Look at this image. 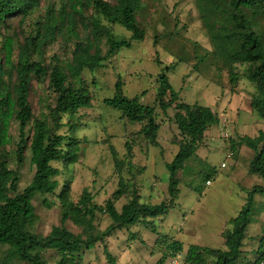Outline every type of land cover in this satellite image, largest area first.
<instances>
[{
    "label": "trees",
    "instance_id": "16d2710c",
    "mask_svg": "<svg viewBox=\"0 0 264 264\" xmlns=\"http://www.w3.org/2000/svg\"><path fill=\"white\" fill-rule=\"evenodd\" d=\"M196 3L204 13L202 20L212 43L205 57L210 56L215 69L220 73L225 71L232 84L245 77L254 85L249 99L250 112L264 123V30L261 27L264 0H196ZM87 5L92 13L85 16L82 12ZM141 5L142 0H68L67 5L59 8L47 5L33 33L16 45L15 37L2 30H7L9 18L25 20L39 8L40 0H0V246L7 247L0 250V264H9L11 251L22 264H48L43 256L47 251L58 255L54 264H85L86 252L97 243L103 245L107 261L115 264L106 238L135 224H143L157 234L155 243L162 254L156 264H165L167 259L180 254L185 264H264V235L252 250V259L247 258L249 254L244 249L246 230L254 214V195L264 196V128L253 137L240 138V142L254 152L248 173L257 175L261 182L249 191L241 210L227 220L220 234L221 247L191 243L184 250L180 240L157 231L155 221H162L176 204L187 163L196 159L203 164L197 150L203 146L207 130L221 120L209 106L182 101L165 71L158 73L154 80L152 104L143 103L141 94L128 96L125 78L119 74L112 95L102 99L105 106L119 111L122 119L140 124L137 132L124 134L123 155L109 145L118 182L104 203L94 202V195L88 189L74 201L69 180L56 191L61 174L56 164H74L81 152L80 141L75 136L78 124L74 119L79 109L91 106L93 98L84 71L95 72L122 48H130L133 42L144 39L145 30L137 20ZM77 15L86 31L84 37L76 29ZM116 25L129 32V36L116 34ZM63 31L74 40L71 59L62 63L57 56H52L46 63L42 59L44 46ZM102 43L107 47L104 52ZM46 78L53 106L48 104L35 115L29 100L32 80L42 82ZM161 116L175 126L177 135L173 140L178 149L164 164L168 170L167 196L153 203L144 201L133 176L127 180L122 173L124 168L130 171L134 166L135 136L147 147L159 146ZM258 117L256 120H260ZM13 122L18 129L16 141L10 132ZM66 126L68 132L61 133ZM9 146H13L12 151ZM230 149L235 150L233 140ZM26 151L30 153L34 173L20 191L19 173L10 164H21ZM204 170L195 178L203 177L206 183L215 171L206 167ZM187 186L198 191L201 188L192 183ZM37 193L55 197L57 202L46 198L43 202L47 206L57 203L61 212L60 225L52 226L46 235L34 230L38 216L32 201ZM123 198L124 202L117 207ZM99 214L109 218L104 229L95 224ZM67 220L79 226L81 232L69 231L64 225Z\"/></svg>",
    "mask_w": 264,
    "mask_h": 264
},
{
    "label": "rangeland",
    "instance_id": "374dc122",
    "mask_svg": "<svg viewBox=\"0 0 264 264\" xmlns=\"http://www.w3.org/2000/svg\"><path fill=\"white\" fill-rule=\"evenodd\" d=\"M67 3L68 0H40L39 8L25 20L9 18L7 30L3 29L2 32L13 35L17 45L23 37L33 33L35 23L41 21L47 5L59 8ZM91 13V7H84L83 15ZM203 14L197 8L196 0H142L137 20L145 30L144 39L133 42L130 48H122L95 72L84 71L83 76L93 98L91 106L79 109L74 119V123L78 124L75 136L80 141L81 152L74 164H56L61 171L57 192L63 182L69 180L74 201L78 200L84 189H88L94 195V202L103 204L118 182L109 145L112 144L123 155L124 134L137 132L140 124H130L122 119L119 111L105 106L102 99L112 95L113 84L119 74L125 78L128 96L141 94L143 103L152 104L156 88L154 80L158 73L165 71L182 101L209 106L221 119L220 124L207 130L203 146L197 150L204 165L196 159L187 163L175 206L169 209L164 220L155 221L157 231L180 240L184 250L191 243L221 247L219 229L224 221L241 210L249 191L261 181L257 175L247 173L254 152L240 142L242 136L253 137L259 129L264 128L263 120L255 114L252 117L250 112L249 99L254 85L245 77L232 84L227 73L218 72L211 57H205L207 50L212 49V43L202 20ZM79 16L75 17L76 29L84 37L86 31L82 29ZM261 27L264 30V16ZM114 32L129 36V32L119 25L114 27ZM68 37L63 31L55 40L48 42L44 46L42 59L46 63L51 61L52 56H57L62 63L71 59L74 40ZM101 47L103 52L107 49L104 43ZM29 100L35 115H39L46 105L53 106L47 78L42 82L32 80ZM257 117L260 120H256ZM160 120L159 146L147 147L140 137L135 136L134 166L130 171L124 168L122 173L127 180L133 176L141 188L144 201L153 203L167 196L168 170L164 164L171 160L178 149L173 140L177 135L175 126L167 117L161 116ZM68 130L66 126L61 133ZM10 132L16 141L18 129L15 122L11 124ZM231 140L235 142L234 157L226 159V153L231 150ZM8 149L12 151L13 146ZM222 162H226V167L220 166ZM10 167L19 173L18 189L21 191L34 173L29 151H26L21 164L12 162ZM205 167L206 170L210 168L215 171L210 185L204 183L203 177L195 178L199 172L205 171ZM189 183L200 186V191L189 189ZM44 198L57 202L55 197L40 193L32 201L38 216L34 230L42 235L48 234L52 226L60 225L61 217L57 203L47 206ZM254 199V214L246 230L244 244L248 259L254 257L252 250L256 248L259 237L264 235V196L255 194ZM124 200L119 201L117 207ZM109 222L107 215L99 214L95 224L104 229ZM64 225L75 234L81 232V228L70 220ZM156 237L157 234L143 224H135L107 237L106 246L114 256L115 264H156L162 254L155 243ZM6 249L0 246V250ZM10 254L9 264H22L15 253L11 251ZM43 256L48 264H54L58 259L54 251H47ZM178 261L185 264L183 255ZM85 264H110L101 243L86 252ZM165 264H171V259H167Z\"/></svg>",
    "mask_w": 264,
    "mask_h": 264
},
{
    "label": "built area",
    "instance_id": "2783aa9c",
    "mask_svg": "<svg viewBox=\"0 0 264 264\" xmlns=\"http://www.w3.org/2000/svg\"><path fill=\"white\" fill-rule=\"evenodd\" d=\"M233 157H234V153H233V151H232V150H229V151L226 153L225 158H226V159H232ZM220 166H221V167H226V162H222V163L220 164ZM210 184H211V181H210V180L206 181V185H210ZM180 257H181L180 255H177L176 257L172 258V259H171V264H179L178 259H179ZM261 264H263V262H261Z\"/></svg>",
    "mask_w": 264,
    "mask_h": 264
},
{
    "label": "crops",
    "instance_id": "0c3cea01",
    "mask_svg": "<svg viewBox=\"0 0 264 264\" xmlns=\"http://www.w3.org/2000/svg\"><path fill=\"white\" fill-rule=\"evenodd\" d=\"M154 93H155V91H154ZM251 116L254 117V115H252V114H251ZM247 173H248V172H247ZM249 175H254V174H249ZM258 182H259V181H258ZM260 182H261V181H260ZM260 182H259V183H260ZM257 184H258V183H257ZM163 220H164V219H163ZM227 220H228V219H227ZM227 220L224 221V225H223V227L225 226ZM223 227H222L221 229H219V231H218L219 235L221 234V231H222ZM220 236H221V235H220ZM174 238H175V237H174ZM181 255H182V254H180V256H181Z\"/></svg>",
    "mask_w": 264,
    "mask_h": 264
}]
</instances>
